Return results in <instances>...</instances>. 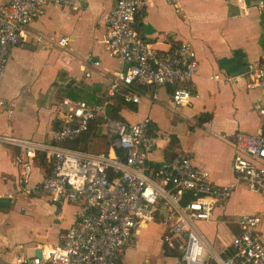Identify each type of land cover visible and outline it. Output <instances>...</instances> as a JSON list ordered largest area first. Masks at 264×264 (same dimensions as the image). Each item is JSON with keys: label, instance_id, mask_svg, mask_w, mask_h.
I'll return each instance as SVG.
<instances>
[{"label": "crops", "instance_id": "obj_1", "mask_svg": "<svg viewBox=\"0 0 264 264\" xmlns=\"http://www.w3.org/2000/svg\"><path fill=\"white\" fill-rule=\"evenodd\" d=\"M9 2L0 0V6ZM76 2V8L47 6L28 26L22 42L11 48L0 80V134L53 141L62 99H76L71 92H79L83 99L102 96L112 73L120 68L119 58L104 49L106 16L116 0ZM256 3L257 0H144L135 24L143 40L163 51H173L182 40L193 43L199 60L192 85L195 94L189 105L174 107L169 91L161 89L158 100L144 97L139 104L121 110L128 123L152 119L156 131L153 166L185 152L195 166L209 172L213 182L235 184L214 218L199 223L220 251L232 239V230L226 224L229 218L260 214L264 230V195L259 194L262 205L254 212L242 213L234 211L235 196L232 197L238 185L246 187L232 167L234 136L238 131L258 133L264 129V116L259 112L264 106V85L252 87L248 78L250 66L264 61V15ZM64 37L69 38L67 48L57 44ZM225 77L233 81L226 82ZM157 108L180 113L187 127L181 133L163 131ZM100 128L97 126V135L103 136ZM105 146L92 151L106 150ZM21 152L19 147L0 142V264H17L19 254H36L44 246L59 243L60 235L75 223L79 211L76 203L58 204L24 192L22 167L16 161ZM32 163L30 185L51 172V164L42 153L34 156ZM32 198L51 203H46L47 210L39 221L27 213L35 201ZM153 225L161 229L152 233L149 227ZM163 234L164 226L159 220L139 227L120 264H184L176 251L175 255L166 253Z\"/></svg>", "mask_w": 264, "mask_h": 264}, {"label": "built area", "instance_id": "obj_2", "mask_svg": "<svg viewBox=\"0 0 264 264\" xmlns=\"http://www.w3.org/2000/svg\"><path fill=\"white\" fill-rule=\"evenodd\" d=\"M76 1L10 0L0 6V80L11 48L22 42L28 26L44 9L49 5L76 8ZM143 5L144 0H116L106 16L104 49L116 55L121 66L112 73L101 101L64 97L51 142L0 134V142L22 151L16 161L22 167L26 194L79 206L75 223L60 235L59 243L42 247L40 255L19 254L17 264H120L136 230L157 220L164 226V243L179 252L184 264H264L260 214L227 219L232 239L221 251L199 227L226 204L235 184L213 182L209 172L195 166L185 152L153 166L156 131L152 119L125 123L108 114V106L118 98L139 104L144 97L158 100L160 90L166 89L172 105L180 107L189 105L195 94L192 85L199 60L193 43L182 40L173 51H163L143 40L135 29ZM255 6L264 15V0H257ZM57 44L67 48L69 38H60ZM87 57L92 59L91 54ZM248 78L252 87L264 85V61L250 66ZM259 112L264 116V106ZM92 125L104 128L106 150L66 145ZM234 146L232 167L238 181L264 195V129L236 132ZM38 153L52 170L30 185L32 158Z\"/></svg>", "mask_w": 264, "mask_h": 264}, {"label": "rangeland", "instance_id": "obj_3", "mask_svg": "<svg viewBox=\"0 0 264 264\" xmlns=\"http://www.w3.org/2000/svg\"><path fill=\"white\" fill-rule=\"evenodd\" d=\"M158 109V108H157ZM158 113H160V117H162V120L160 122L161 129L163 131H166L168 133H171L173 131L179 132L183 131L187 125L183 124L182 118H180V113L169 110L168 108L164 109H158ZM153 117V114H151ZM103 127L99 129V131H103ZM93 142V143H92ZM104 142V143H103ZM106 141L104 136H99L96 135L94 140H90V146L88 149L90 150H95V149H105L106 146ZM235 194V195H234ZM235 196V198H234ZM232 197L234 198V205H235V210L238 213L242 212H254L259 205H262V197L261 195L254 193L250 190H248L243 184L238 185L236 189L233 192ZM35 200L33 205L31 207L27 208V213H29L31 216L35 218V220L39 221L41 220V215L45 213V210H47L46 203L51 204L45 200L43 202L36 200V198H32V200ZM53 205V204H52ZM71 208L72 205H70ZM66 208H69L66 206ZM69 212V210H68ZM152 222L148 223L147 227L151 224ZM146 227V226H145ZM150 230L152 233H157L160 229L161 226H150ZM211 263V261L208 262V264Z\"/></svg>", "mask_w": 264, "mask_h": 264}, {"label": "trees", "instance_id": "obj_4", "mask_svg": "<svg viewBox=\"0 0 264 264\" xmlns=\"http://www.w3.org/2000/svg\"><path fill=\"white\" fill-rule=\"evenodd\" d=\"M71 95H72V97H74L76 99H83V98H80L79 92H78V94H77V92L76 93L71 92ZM102 97L103 96H100L97 98L92 97V99L90 98V99H84V100H86L90 103H96V102L101 101ZM133 105H135V104L124 102L122 99L118 98L112 104H110L108 106V114L113 119L128 123L127 120L122 116L121 110L124 107L133 106ZM153 128H155V127L153 126ZM96 130H97V125H92L88 131L81 134L76 140L66 143V145H69L73 148L89 150L88 147L90 146V140L97 135ZM50 170H52V166H50ZM176 252L179 255V252L178 251H176ZM176 252L172 251V249H170L169 247L166 246V253H171L170 255H175ZM211 264H213V263H211Z\"/></svg>", "mask_w": 264, "mask_h": 264}, {"label": "water", "instance_id": "obj_5", "mask_svg": "<svg viewBox=\"0 0 264 264\" xmlns=\"http://www.w3.org/2000/svg\"><path fill=\"white\" fill-rule=\"evenodd\" d=\"M36 254L40 255L41 254V250L39 249Z\"/></svg>", "mask_w": 264, "mask_h": 264}]
</instances>
